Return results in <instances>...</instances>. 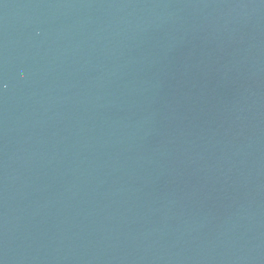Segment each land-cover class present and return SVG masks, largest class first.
<instances>
[{"label": "water", "instance_id": "obj_1", "mask_svg": "<svg viewBox=\"0 0 264 264\" xmlns=\"http://www.w3.org/2000/svg\"><path fill=\"white\" fill-rule=\"evenodd\" d=\"M0 264H264V0H0Z\"/></svg>", "mask_w": 264, "mask_h": 264}]
</instances>
